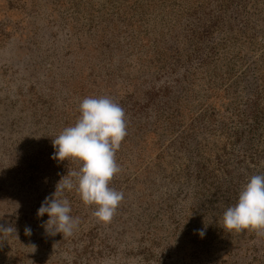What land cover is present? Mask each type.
I'll list each match as a JSON object with an SVG mask.
<instances>
[{"label": "rangeland", "instance_id": "obj_1", "mask_svg": "<svg viewBox=\"0 0 264 264\" xmlns=\"http://www.w3.org/2000/svg\"><path fill=\"white\" fill-rule=\"evenodd\" d=\"M89 96L125 112L124 199L103 223L65 191L79 225L50 235L37 210L80 167L52 139ZM257 174L264 0H0V264H264V234L222 229Z\"/></svg>", "mask_w": 264, "mask_h": 264}, {"label": "clouds", "instance_id": "obj_2", "mask_svg": "<svg viewBox=\"0 0 264 264\" xmlns=\"http://www.w3.org/2000/svg\"><path fill=\"white\" fill-rule=\"evenodd\" d=\"M79 117L52 139V158L58 161L75 160L78 170L67 172L55 186V191L41 202L37 216L47 215L45 230L50 235H72L79 225L71 215V206L65 191H75L85 205L95 207L94 217L103 223L113 219L124 194L110 187L113 177L121 169L115 154L127 134L125 112L110 97H85L79 103ZM223 230L255 231L264 234V175H252L242 186L234 205L228 206L222 215ZM0 231L11 233L15 229L0 224ZM31 234V229H25ZM203 238L205 230L198 231Z\"/></svg>", "mask_w": 264, "mask_h": 264}]
</instances>
